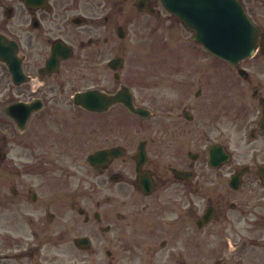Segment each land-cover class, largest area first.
<instances>
[{
    "label": "flooded vegetation",
    "instance_id": "obj_1",
    "mask_svg": "<svg viewBox=\"0 0 264 264\" xmlns=\"http://www.w3.org/2000/svg\"><path fill=\"white\" fill-rule=\"evenodd\" d=\"M241 2L259 50L233 66L161 0H0V264H231L261 244L264 0ZM172 50L159 100L151 64ZM240 82L253 103H233ZM234 105L259 107L239 133L260 164L232 148Z\"/></svg>",
    "mask_w": 264,
    "mask_h": 264
},
{
    "label": "water",
    "instance_id": "obj_2",
    "mask_svg": "<svg viewBox=\"0 0 264 264\" xmlns=\"http://www.w3.org/2000/svg\"><path fill=\"white\" fill-rule=\"evenodd\" d=\"M192 1V9L186 13L196 15V21L192 26L188 25L196 31V40L212 53L234 64L255 54L258 28L238 0ZM172 11L179 15L177 6Z\"/></svg>",
    "mask_w": 264,
    "mask_h": 264
},
{
    "label": "rangeland",
    "instance_id": "obj_3",
    "mask_svg": "<svg viewBox=\"0 0 264 264\" xmlns=\"http://www.w3.org/2000/svg\"><path fill=\"white\" fill-rule=\"evenodd\" d=\"M165 36V35H164ZM166 37V36H165ZM171 37L172 39L170 40V44L173 46L172 49L176 50L177 45H178V31L171 32ZM160 38V32L155 33L153 36V54L154 56L159 53V51L165 49L163 44H165V39L162 40L163 43H156L155 40H158ZM172 50L171 51V59L169 61H166L164 63H161L160 61V56L156 57V61L153 62L151 65L153 66V85H151V88L149 91H151L156 99L162 100L166 98L167 96L169 97L171 93L173 92L169 85L162 80L166 76L163 74L164 72H168L170 70L169 64L171 63L172 65L176 64L177 62V53ZM166 51H162L161 54L165 56ZM175 57V59H174ZM177 59V60H176ZM260 64H261V59H254L251 64H249L250 68L249 71L252 72L253 76L257 79L258 78V72L260 70ZM151 66V67H152ZM175 69V68H174ZM170 77L172 74L169 75ZM166 78V77H165ZM236 83V81L234 82ZM175 84V83H174ZM174 84L172 85L173 90H174ZM247 83L240 82L237 84H234V90L232 86V90L234 91V101L235 105L236 101L239 100L235 98V93H244V97L240 102L242 101H252V89L248 88ZM233 106L232 109V114L233 115V141H232V148L236 154V156H240L239 159L245 158V155L247 151L250 150L251 147H255L257 149L256 151H253L249 154V157L246 159L245 162H241L242 164L246 163L248 165H252L253 161L256 160L257 163H261V142H256V143H249L247 139V131L250 130L251 125L249 124L242 133H239V128L241 125L246 123V118L250 115H252L257 110L259 109L258 106ZM251 118V117H250ZM249 144V145H247ZM258 154V155H257ZM245 239L248 240L250 243L248 250H246L242 255L240 256H234L233 261L231 264H264V223L261 226V244L259 243L256 235L254 234H248L245 236ZM222 241L226 243V239L223 238ZM236 246V245H235ZM216 247H214L212 250H215ZM207 251V254L204 255L203 257H208L212 256L210 253V249L207 248L205 249ZM239 259H242L243 263L239 261ZM202 264H214L213 261L207 259L202 262Z\"/></svg>",
    "mask_w": 264,
    "mask_h": 264
}]
</instances>
